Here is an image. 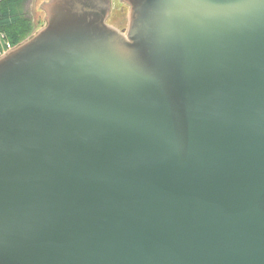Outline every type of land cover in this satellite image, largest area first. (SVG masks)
Wrapping results in <instances>:
<instances>
[{
	"label": "water",
	"instance_id": "obj_1",
	"mask_svg": "<svg viewBox=\"0 0 264 264\" xmlns=\"http://www.w3.org/2000/svg\"><path fill=\"white\" fill-rule=\"evenodd\" d=\"M122 1L0 56V264H264V0Z\"/></svg>",
	"mask_w": 264,
	"mask_h": 264
},
{
	"label": "trees",
	"instance_id": "obj_2",
	"mask_svg": "<svg viewBox=\"0 0 264 264\" xmlns=\"http://www.w3.org/2000/svg\"><path fill=\"white\" fill-rule=\"evenodd\" d=\"M28 0H0V51L7 42L14 47L27 39L34 30L25 10Z\"/></svg>",
	"mask_w": 264,
	"mask_h": 264
},
{
	"label": "rangeland",
	"instance_id": "obj_3",
	"mask_svg": "<svg viewBox=\"0 0 264 264\" xmlns=\"http://www.w3.org/2000/svg\"><path fill=\"white\" fill-rule=\"evenodd\" d=\"M45 1L48 0H28L26 2L25 10L27 11V14L30 16L34 25L33 33H35L42 25H44L45 13L42 10L40 4ZM110 3L111 9L107 23L119 30L126 29L128 5L122 0H110Z\"/></svg>",
	"mask_w": 264,
	"mask_h": 264
},
{
	"label": "built area",
	"instance_id": "obj_4",
	"mask_svg": "<svg viewBox=\"0 0 264 264\" xmlns=\"http://www.w3.org/2000/svg\"><path fill=\"white\" fill-rule=\"evenodd\" d=\"M0 40H1V36H0ZM10 48H11L10 44L6 42V43L4 44L3 49L0 51V55H1L4 51L9 50Z\"/></svg>",
	"mask_w": 264,
	"mask_h": 264
}]
</instances>
